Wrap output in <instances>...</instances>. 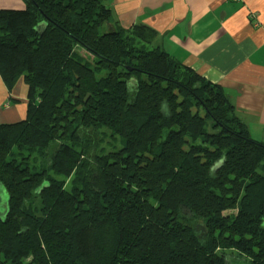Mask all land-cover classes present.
I'll return each instance as SVG.
<instances>
[{"label":"trees","instance_id":"16d2710c","mask_svg":"<svg viewBox=\"0 0 264 264\" xmlns=\"http://www.w3.org/2000/svg\"><path fill=\"white\" fill-rule=\"evenodd\" d=\"M0 10V264H264V143L225 90L106 0Z\"/></svg>","mask_w":264,"mask_h":264},{"label":"crops","instance_id":"0c3cea01","mask_svg":"<svg viewBox=\"0 0 264 264\" xmlns=\"http://www.w3.org/2000/svg\"><path fill=\"white\" fill-rule=\"evenodd\" d=\"M106 3L120 27H148L155 33L152 47L221 86L251 137L264 143V0ZM18 9H24L21 0H0V10ZM27 94L23 78L11 93L0 78V124L26 118Z\"/></svg>","mask_w":264,"mask_h":264},{"label":"rangeland","instance_id":"374dc122","mask_svg":"<svg viewBox=\"0 0 264 264\" xmlns=\"http://www.w3.org/2000/svg\"><path fill=\"white\" fill-rule=\"evenodd\" d=\"M18 10H22V9H18ZM0 187H1L0 188V217H3L4 214H5V212H6V209H7V201H8V198L5 199L3 197V191H4V193H6V195H7V192L5 191V189L2 186H0ZM237 264H249V263L241 260Z\"/></svg>","mask_w":264,"mask_h":264},{"label":"built area","instance_id":"2783aa9c","mask_svg":"<svg viewBox=\"0 0 264 264\" xmlns=\"http://www.w3.org/2000/svg\"><path fill=\"white\" fill-rule=\"evenodd\" d=\"M229 1H232V2H238L239 0H229Z\"/></svg>","mask_w":264,"mask_h":264}]
</instances>
